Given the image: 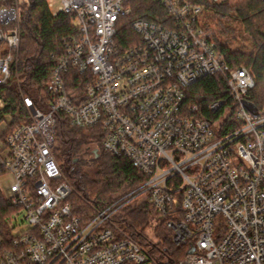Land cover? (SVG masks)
<instances>
[{
	"label": "built area",
	"instance_id": "1",
	"mask_svg": "<svg viewBox=\"0 0 264 264\" xmlns=\"http://www.w3.org/2000/svg\"><path fill=\"white\" fill-rule=\"evenodd\" d=\"M128 1L45 0L71 27L51 56L49 94L35 104L17 72L27 0H0V87L17 86L27 120L0 129V192L25 222L13 235L8 218L0 264H159L113 221L136 198L167 219L175 245H187L180 264H264V112L244 107L253 78L229 67L199 26L200 8L184 0H154L167 17L134 20L137 41L120 39ZM217 74L227 96L205 110L190 104L187 88ZM61 117L94 130L103 151L147 180L107 207L74 213L54 154Z\"/></svg>",
	"mask_w": 264,
	"mask_h": 264
},
{
	"label": "trees",
	"instance_id": "2",
	"mask_svg": "<svg viewBox=\"0 0 264 264\" xmlns=\"http://www.w3.org/2000/svg\"><path fill=\"white\" fill-rule=\"evenodd\" d=\"M200 8L199 26L213 30V40L230 68H245L255 86L247 101L258 112H264V1L262 0H184ZM130 13L122 18L119 38L137 41L130 25L144 19L159 22L167 14L154 0H129ZM21 44L18 76L21 91L35 104L49 94V76L54 66L51 56L61 54V42L70 33L68 19L52 17L45 0H27L20 6ZM246 34L247 38H242ZM248 42V45H246ZM77 76V74H76ZM190 104L205 106L227 96L226 81L221 74L199 80L186 90ZM4 115L12 117L11 125L25 122L17 86L11 81L0 87ZM205 110V109H204ZM58 121L54 154L73 188L68 199L74 213H89L86 204L102 209L144 183L147 178L128 161L118 159L101 148V136L94 130L72 128L65 117ZM95 151V153H94ZM117 195V196H116ZM15 212L0 192V235L9 236L8 218ZM149 201L134 199L122 206L113 221L146 248L159 264H180L188 252L187 245H175L171 232L164 226ZM152 232V236L149 234Z\"/></svg>",
	"mask_w": 264,
	"mask_h": 264
},
{
	"label": "rangeland",
	"instance_id": "3",
	"mask_svg": "<svg viewBox=\"0 0 264 264\" xmlns=\"http://www.w3.org/2000/svg\"><path fill=\"white\" fill-rule=\"evenodd\" d=\"M57 6H58L57 3L54 4L52 10L56 11ZM210 32L212 33V36L215 34V32L213 30H210ZM242 38L246 39L247 38L246 34H242ZM246 45H248V42H246ZM11 121H12L11 116L4 115L2 120L0 121V129H3L7 125V123H9ZM11 217H12L11 225L13 227L12 234L15 235L17 232H19L25 228V222L23 220L24 213H20L18 216H11ZM151 233L152 232H149V234L153 238Z\"/></svg>",
	"mask_w": 264,
	"mask_h": 264
},
{
	"label": "water",
	"instance_id": "4",
	"mask_svg": "<svg viewBox=\"0 0 264 264\" xmlns=\"http://www.w3.org/2000/svg\"><path fill=\"white\" fill-rule=\"evenodd\" d=\"M244 107H245L248 111H250V112H252V113H255V112H256L255 107H254L253 105H251L250 103H248V102H244ZM94 153H95V151H94Z\"/></svg>",
	"mask_w": 264,
	"mask_h": 264
}]
</instances>
